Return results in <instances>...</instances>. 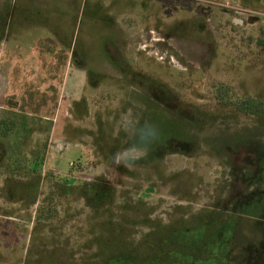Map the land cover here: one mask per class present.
Listing matches in <instances>:
<instances>
[{
    "label": "rangeland",
    "instance_id": "obj_1",
    "mask_svg": "<svg viewBox=\"0 0 264 264\" xmlns=\"http://www.w3.org/2000/svg\"><path fill=\"white\" fill-rule=\"evenodd\" d=\"M29 6L24 25L43 39L32 49L6 40ZM6 18L0 119L13 125L0 162L21 135L18 158L45 149L42 172L54 175L20 170L5 200L0 166V222L19 217L29 234L63 180L49 209L70 213L78 246L53 232L9 237L0 264H264V117L237 108L264 101V0H0V30ZM86 181L98 183L91 199L78 194ZM201 215L208 225L176 231Z\"/></svg>",
    "mask_w": 264,
    "mask_h": 264
},
{
    "label": "trees",
    "instance_id": "obj_2",
    "mask_svg": "<svg viewBox=\"0 0 264 264\" xmlns=\"http://www.w3.org/2000/svg\"><path fill=\"white\" fill-rule=\"evenodd\" d=\"M57 54L58 55L55 57V60L53 62V68L56 70H59L60 65H61V60L64 59L65 57L62 56L60 51L57 52ZM155 87L158 88L159 87L158 84L157 85L155 84ZM222 97H229V95L228 93H226V96L223 95ZM263 104H264V101L262 99L246 98L240 102L237 108L240 112L250 115L252 113L260 112L261 110H263L264 109V106H262ZM20 118H22V116ZM12 125L13 123L11 119H0V137L4 139L7 138V136H9L10 131H12ZM19 137L21 138V135L20 136L18 135V137L15 139L17 143H14V146L12 145L11 147L12 149L9 152L7 150L6 152L3 153L4 154L2 155L4 156L2 159L3 163L0 162V166L3 167V171L1 175L4 176V179L2 180V188H1L2 194L1 195H2V198H4L5 200H9L7 197L9 190L7 188H9V186L12 183L17 182L16 177H17V174H20L19 173L20 170L22 169L25 170L30 166L29 167V169L31 170L30 172L33 173L32 176H34L32 178L35 180H39L42 177L41 178L42 182H45V181L47 182V180L49 181L52 178V175H54L50 172L44 173V174L42 172V166L44 164L43 157L45 154V149L41 154L37 153L30 158L29 157H25L23 159L18 158V154L20 153ZM66 183L67 182L63 180L60 181V180L54 179V181L52 182V186H51L52 192L48 195V197H46V199L45 198L43 199L42 201L43 206H40V208L37 209L35 222L33 223V227L31 228L29 234L25 233L27 232L29 227H24L22 224L16 223L17 221L15 220L22 221L21 218L19 217H17V219L10 218L14 215L11 210L7 209L3 214H1L3 216H6V218H10V219H6L7 221L0 222V229L2 230L3 229L2 227H4V231L2 230L3 236H1L0 241L3 243L5 242L3 246L5 252L6 250H8L6 239H8L9 237L17 238L18 240L20 239L21 236L25 237V235L28 234L29 236H31L32 240L34 241V239L38 237V233H40V231L41 233L44 234V237L45 235L47 236L53 232L55 233V236L58 235L59 242H61L62 245L63 243H66L70 245L71 247L77 248L78 246V242L76 241L77 239L71 243L70 234L68 235V233L65 231L66 227L70 229V227L66 225L68 221L70 220V217H71L70 213L66 211L64 213L65 216L63 218H60L58 216V212L56 209H49L51 206L56 205L57 201H59L60 198L63 197L62 196L64 193L63 191L65 190L66 192L69 191L65 185ZM94 184L95 182L93 181H86L81 187V189L78 190V194L81 195L82 197H86L89 199L93 198V196L96 194V189H94V187L92 186ZM90 192H91V195H90ZM54 196H56V199L54 198ZM53 199H55V201ZM34 204H36V201H33L30 205H34ZM26 218H23V219L25 221H28ZM2 223L4 226L1 227ZM23 230H25V232H22ZM76 230H78V228ZM85 244L86 243H83L84 246H86ZM12 252H14V249ZM22 252H24V250H22Z\"/></svg>",
    "mask_w": 264,
    "mask_h": 264
},
{
    "label": "flooded vegetation",
    "instance_id": "obj_3",
    "mask_svg": "<svg viewBox=\"0 0 264 264\" xmlns=\"http://www.w3.org/2000/svg\"><path fill=\"white\" fill-rule=\"evenodd\" d=\"M27 8L28 7L22 9L23 11L20 13V16L21 17L20 18H16L17 20H16V24H15L14 28H12V27L10 28V31L13 29V34H11L9 36V39H6L5 38L6 37V32H7V23H8V18H6L5 22L2 24L3 30H0V40L2 39V36H3L6 40L10 41V39L12 40V37L17 34V36H19V38H20L19 40L22 41V37H20V35L22 34V31L24 30L25 26H27V25H24L25 22H26V19H25V11L27 10ZM26 12H27V14H29L28 10ZM23 14H24V17H22ZM24 19H25V22H24ZM14 46H15V43H14ZM19 46L20 47H23V44H20ZM19 46H16L14 49H17V48L19 49L20 48ZM12 50H13V47H12ZM262 106H264V105H262ZM247 115H249V114H247ZM249 116L251 118H252V116L254 118H259V119L260 118H263L264 117V109L261 110L260 112L252 113ZM217 175H218L219 178H221V177L223 178V170H222V167H220L219 173ZM224 176H225V174H224ZM93 182H95V184L92 185V186L94 187V189H96V186H97L98 183L96 181H93ZM90 195H91V192H90ZM230 210H232L234 212V210H233L232 207H231ZM213 213H217L216 215L220 216L221 218H222V216H224L223 214H227V213H224L222 211H213ZM234 213L236 214V212H234ZM235 214H234V218L236 216ZM241 216H243V215H241ZM234 220H236V219H234ZM217 221L220 222V223H223V220L217 219ZM206 225H208V215H205V216L204 215H201L199 217H195L194 218V222L191 225L186 226L184 228L182 227L180 229H176V231L181 230L183 232H187L189 229H195V228H199V227H204ZM25 255L27 257L28 251L25 252ZM120 257L121 258H126L128 261H131V259H132V253L129 251V253H127L125 255H121V256H119V258ZM110 260H113V258H111Z\"/></svg>",
    "mask_w": 264,
    "mask_h": 264
},
{
    "label": "crops",
    "instance_id": "obj_4",
    "mask_svg": "<svg viewBox=\"0 0 264 264\" xmlns=\"http://www.w3.org/2000/svg\"><path fill=\"white\" fill-rule=\"evenodd\" d=\"M28 8H31L29 12H31L32 9H33V7H31V6H29ZM36 8H37V7H36ZM34 10H35V9H34ZM36 27H38V26H37V25H34V26L32 27V25H31V26H28V25H27V26H26V30L29 32V30L31 29V30H30V34H31V35L28 34V35H26V37H25V35H23V33L20 35V37H23V38H22V41L25 42V43H27V45L30 46V49H32V48H31V45H32V46H33V45H34V46H35V45L38 46V45H40V44L42 43V40H43V39L39 40V41H38V44H36V43H37V42H36L37 40L35 41V38H37V39L40 38V37H39L40 34H39L38 30H37L38 28H36ZM32 31H34V32H32ZM35 32H36V33H35ZM50 40H51V39H50ZM52 41H53V39H52ZM34 46H33V47H34ZM48 47H49L48 50L51 49V52H53V53L55 52V49H54L53 45H51V43L49 44ZM47 52H49V51H47ZM38 53H39V52H38ZM39 61H40V60H39ZM42 63H43V62H42Z\"/></svg>",
    "mask_w": 264,
    "mask_h": 264
},
{
    "label": "clouds",
    "instance_id": "obj_5",
    "mask_svg": "<svg viewBox=\"0 0 264 264\" xmlns=\"http://www.w3.org/2000/svg\"><path fill=\"white\" fill-rule=\"evenodd\" d=\"M138 134L142 140L149 141L156 137L157 130L153 125L145 123V125L138 130ZM128 158L131 159L133 157Z\"/></svg>",
    "mask_w": 264,
    "mask_h": 264
}]
</instances>
